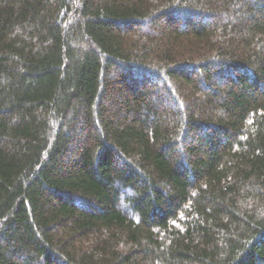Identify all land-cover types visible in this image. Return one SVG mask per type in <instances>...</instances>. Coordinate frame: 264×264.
I'll return each instance as SVG.
<instances>
[{
  "label": "trees",
  "instance_id": "trees-1",
  "mask_svg": "<svg viewBox=\"0 0 264 264\" xmlns=\"http://www.w3.org/2000/svg\"><path fill=\"white\" fill-rule=\"evenodd\" d=\"M0 264H264V0H0Z\"/></svg>",
  "mask_w": 264,
  "mask_h": 264
}]
</instances>
